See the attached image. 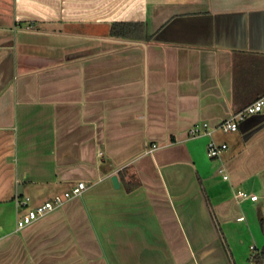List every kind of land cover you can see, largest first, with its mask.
I'll list each match as a JSON object with an SVG mask.
<instances>
[{
  "label": "crops",
  "instance_id": "1",
  "mask_svg": "<svg viewBox=\"0 0 264 264\" xmlns=\"http://www.w3.org/2000/svg\"><path fill=\"white\" fill-rule=\"evenodd\" d=\"M262 93L264 0H0V264H240L225 234L259 199L235 190L264 186V109L219 125ZM79 181L17 228L18 195Z\"/></svg>",
  "mask_w": 264,
  "mask_h": 264
},
{
  "label": "built area",
  "instance_id": "2",
  "mask_svg": "<svg viewBox=\"0 0 264 264\" xmlns=\"http://www.w3.org/2000/svg\"><path fill=\"white\" fill-rule=\"evenodd\" d=\"M264 109V93L259 95L255 100L248 103L244 107L234 111L229 117L224 119L219 127L225 131H234L239 128L240 123L245 120L248 116L252 114H256L261 112ZM213 129L208 121H198L194 123L190 129L189 133L192 136L200 135L202 133L212 135ZM155 146V145H154ZM208 155L210 157L219 156L225 149L228 148V144L226 142H218L215 138L211 136L208 142ZM221 171L224 170L223 167L220 168ZM225 178L228 177V174L224 175ZM87 188V184L84 181H79L74 184L70 189L64 191L63 193L56 194L50 199H47L37 205L29 206L30 197L29 196H21L18 195L16 197V202L18 206H27L25 212L18 213L17 215V228L21 229L26 227L27 225L33 223L35 220L40 217L46 215L54 209H57L63 206L68 200L75 196L81 195L85 189ZM235 197L239 201H243L246 199L257 200V193H251L245 189H237L235 190Z\"/></svg>",
  "mask_w": 264,
  "mask_h": 264
},
{
  "label": "rangeland",
  "instance_id": "3",
  "mask_svg": "<svg viewBox=\"0 0 264 264\" xmlns=\"http://www.w3.org/2000/svg\"><path fill=\"white\" fill-rule=\"evenodd\" d=\"M244 188L248 191L253 188L259 199L255 202L246 201L234 212V216L243 215V220L236 224L234 237L230 238L225 234V241L227 244L231 243L233 248L237 247L239 253L234 252L239 262L241 261L240 264H264V259L258 261L254 256L264 248V186L255 184L245 185Z\"/></svg>",
  "mask_w": 264,
  "mask_h": 264
},
{
  "label": "trees",
  "instance_id": "4",
  "mask_svg": "<svg viewBox=\"0 0 264 264\" xmlns=\"http://www.w3.org/2000/svg\"><path fill=\"white\" fill-rule=\"evenodd\" d=\"M111 35L121 36V37H133V38H141L148 37L146 23L144 21H134V20H120L114 21L111 24ZM151 36V35H150ZM131 188V185L128 186ZM255 258L258 261H262L264 259V250L263 253H256ZM252 259V257H250Z\"/></svg>",
  "mask_w": 264,
  "mask_h": 264
},
{
  "label": "water",
  "instance_id": "5",
  "mask_svg": "<svg viewBox=\"0 0 264 264\" xmlns=\"http://www.w3.org/2000/svg\"><path fill=\"white\" fill-rule=\"evenodd\" d=\"M112 180H113L115 186L118 187L120 183H119V178H118V175L117 174H114L112 176ZM18 189H19L18 190V193L21 194L23 192V188H22V185L21 184L19 185Z\"/></svg>",
  "mask_w": 264,
  "mask_h": 264
}]
</instances>
